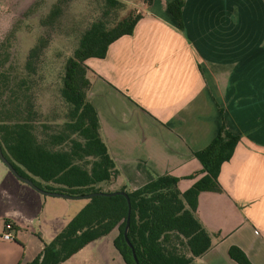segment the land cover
Instances as JSON below:
<instances>
[{
    "label": "crops",
    "instance_id": "obj_1",
    "mask_svg": "<svg viewBox=\"0 0 264 264\" xmlns=\"http://www.w3.org/2000/svg\"><path fill=\"white\" fill-rule=\"evenodd\" d=\"M168 1L139 0L132 32L84 59L98 131L118 169L113 188L165 172L188 188L204 173L193 151L222 122L238 140L220 165L221 190L197 194L211 244L188 264H238L231 244L264 264V0H183L181 28ZM75 198L38 191L0 160V234L4 219L12 224V237H0V264L31 260L67 222L62 212ZM115 234L113 227L58 264H125Z\"/></svg>",
    "mask_w": 264,
    "mask_h": 264
},
{
    "label": "trees",
    "instance_id": "obj_2",
    "mask_svg": "<svg viewBox=\"0 0 264 264\" xmlns=\"http://www.w3.org/2000/svg\"><path fill=\"white\" fill-rule=\"evenodd\" d=\"M141 1L148 4L152 0ZM182 3L183 0L166 3L179 28ZM124 9L123 0H103L99 16L81 31L63 64L58 90L66 108L62 120L54 123L46 121V115L36 109L31 91V75L43 40L39 38L28 49L25 71L19 74L12 69L7 37H0V148L16 172L31 179L36 189L81 197L103 191L98 183L118 175L100 137L96 110L88 98L89 68L84 59L103 56L109 42L132 32L140 13L128 10L120 14ZM58 12L55 3L45 16L46 23H52ZM237 140L238 134L221 122L208 143L193 151L204 173L183 191L176 186L177 178L167 172L132 189H115L127 195L126 237L135 259L122 234L126 197L121 193H94L31 260L20 264H58L113 227V244L125 264H188L211 244L210 234L195 212L197 194L201 190H221L218 171L231 156ZM228 254L238 264H251L234 244L228 247Z\"/></svg>",
    "mask_w": 264,
    "mask_h": 264
},
{
    "label": "rangeland",
    "instance_id": "obj_3",
    "mask_svg": "<svg viewBox=\"0 0 264 264\" xmlns=\"http://www.w3.org/2000/svg\"><path fill=\"white\" fill-rule=\"evenodd\" d=\"M102 1L0 0V37H7L12 69L22 74L25 71L23 66L28 49L39 38L44 42L35 61V71L31 75L34 78L31 91L35 107L46 115V121L54 123L63 118L66 103L61 99L58 90L63 64L66 57L72 53L81 31L99 16ZM123 1L125 9L120 14L136 10L139 2ZM55 3L59 6V12L52 23H46L45 16ZM114 184L112 181L98 183L103 191L115 190ZM71 200L77 205L73 210H63L62 217L66 221L77 211L76 207L83 205L87 198L78 197Z\"/></svg>",
    "mask_w": 264,
    "mask_h": 264
},
{
    "label": "water",
    "instance_id": "obj_4",
    "mask_svg": "<svg viewBox=\"0 0 264 264\" xmlns=\"http://www.w3.org/2000/svg\"><path fill=\"white\" fill-rule=\"evenodd\" d=\"M0 160L1 162L4 163V165L8 168V170L16 177L18 178L19 180L27 183L28 185L32 186L35 188L33 182L31 181V179H29L28 177L26 176H23V175H20L16 172V170L12 167V165L6 160V158L3 156L2 152H1V148H0ZM38 191L40 192H43V193H47V194H51V195H57V196H62V197H73V196H70L64 192H58V191H45V190H42V189H37ZM106 194V195H112L114 193H121V194H124V196L126 197L127 199V195L125 194V192L123 190H111V191H95V192H88V193H84L81 195V197H88L92 194ZM127 213H126V218H125V223H124V226H123V229H122V234H123V237L125 239V241L127 242V244L130 246L131 248V245L126 237V230H127V226H128V218H129V203H128V199H127ZM131 252H132V256L133 258L135 259V255H134V252H133V249L131 248Z\"/></svg>",
    "mask_w": 264,
    "mask_h": 264
},
{
    "label": "built area",
    "instance_id": "obj_5",
    "mask_svg": "<svg viewBox=\"0 0 264 264\" xmlns=\"http://www.w3.org/2000/svg\"><path fill=\"white\" fill-rule=\"evenodd\" d=\"M12 225L9 221H6L4 223V230L2 231V233L0 234V237L2 239H10L12 237L11 233H10V229H11Z\"/></svg>",
    "mask_w": 264,
    "mask_h": 264
}]
</instances>
